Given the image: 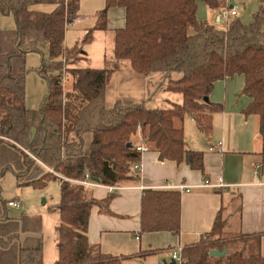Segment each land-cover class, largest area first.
<instances>
[{"label": "trees", "instance_id": "16d2710c", "mask_svg": "<svg viewBox=\"0 0 264 264\" xmlns=\"http://www.w3.org/2000/svg\"><path fill=\"white\" fill-rule=\"evenodd\" d=\"M200 1L218 13L226 0ZM38 4L56 8L51 13L31 10ZM78 4L79 0H0V15L15 21L14 29L0 30V179L11 173L18 187L35 189L58 182L59 202L51 208L58 216L54 264H119L87 239L92 208L110 214L114 195L97 200L74 181L88 173L102 186L137 182L140 173L133 166L140 163V145L161 161L186 164L204 175L203 152L186 148L181 123L188 116L209 137L213 115L223 110L209 96L216 82L234 76L244 77L242 94L250 98L241 113L257 116L262 133L264 0H258L249 22L237 15L223 29L197 19V0H105L81 41L91 43L95 31L107 29L108 10L124 9L125 25L113 32V60L101 69L74 67L82 53L65 46L67 28L79 17ZM29 54L40 56L35 71L47 85L33 110L25 106ZM125 62L141 76L164 74L163 91L180 95L181 102L166 109L146 108L136 100L109 106L107 84ZM173 73L180 77L172 79ZM32 129L36 132L30 143ZM235 197L240 200V195ZM180 202L179 191L144 190L139 233L179 235ZM7 207L0 190V264H43L41 219L10 218ZM227 223L221 209L211 231L182 248V264H264L261 236L234 234ZM223 249V257H210L212 250Z\"/></svg>", "mask_w": 264, "mask_h": 264}, {"label": "crops", "instance_id": "0c3cea01", "mask_svg": "<svg viewBox=\"0 0 264 264\" xmlns=\"http://www.w3.org/2000/svg\"><path fill=\"white\" fill-rule=\"evenodd\" d=\"M104 7L105 0H79V17L68 26L65 33L64 43L67 48H77L84 31L94 25L95 16ZM55 8L51 4H38L32 6L31 10L51 13ZM217 14L204 4L198 5L197 1V19L214 25ZM124 25V9L112 8L107 12V29L97 32L104 34V37L108 35L113 41L114 30ZM14 28L12 16L0 15V30ZM70 29L75 31L70 33ZM94 42L96 37L88 43L89 46ZM94 53L91 47L87 54L82 55L89 57ZM106 61V58H101L100 64L104 67ZM243 87L244 77L234 76L216 82L209 96L211 102L222 104L223 110L213 115L212 133L206 138L202 135L205 144L196 150L203 152L204 175L191 170L186 164L161 161L157 153L147 151L141 154L140 178L137 182L119 186L113 192L102 185L90 190L92 197L97 200L114 195L108 206L110 214L99 212L97 207L90 212L87 231L90 245L97 247L101 254L117 259L119 264H170V250L196 244L204 238L211 231L215 217L222 209L228 219L227 228L230 232L243 236H261L260 253L264 257V126L260 133L259 118L245 117L241 113L250 103V98L242 94ZM219 142V151L210 152L209 148H217ZM255 172L258 174L255 175ZM204 178L211 183L221 178L227 187L218 190L220 193L201 188L199 185ZM179 186L193 188L188 193L179 192V235L168 232L140 234L142 192L178 191ZM236 195H240L239 201Z\"/></svg>", "mask_w": 264, "mask_h": 264}, {"label": "rangeland", "instance_id": "374dc122", "mask_svg": "<svg viewBox=\"0 0 264 264\" xmlns=\"http://www.w3.org/2000/svg\"><path fill=\"white\" fill-rule=\"evenodd\" d=\"M197 1L198 5L203 4L200 0ZM233 2L239 7L237 17L245 23L251 20L252 14H254L258 8L257 0H233ZM228 21L215 22L214 25L219 29H223ZM69 31L73 33L75 30L70 29ZM86 32L85 30L83 35H85ZM93 36L96 37V42L91 46H89V44H83L81 41L77 44V50L82 54H87L92 47L95 53L90 54L89 57H93V59L90 60L89 57L80 54L76 57L77 61L74 67L100 69L103 67L100 64L101 58H106L107 61L113 60V41H111V37L108 38V35L104 37V34H100L97 31L94 32ZM39 64L40 56L38 54H31L27 58L26 66L29 72L25 79V106L26 108L28 107V109L37 108L47 92L46 82L41 79L35 71ZM163 75L162 73H156L150 76L138 75L133 72L128 63L125 62L123 63V68H120V70L115 72L110 78L107 84L105 100L109 106L117 101L129 100L133 102L136 100L138 103H143L146 108H170L173 103L181 102V96L163 91ZM179 77L180 74L178 73H173L171 76L174 80ZM68 85L69 82L65 80L63 82L64 89H66ZM181 124L184 129L186 148L190 150L202 148L205 144L204 138L206 137L197 130L190 117L185 116ZM202 135L204 138H202ZM134 139L135 143L138 144L140 141L139 135ZM0 190L2 198L6 202L16 200L20 204L19 208L7 207V215L10 218L26 215L37 216L41 219L43 264H54L57 259L55 226L58 222V216L51 212V208L59 202L60 191L58 182L51 181L41 189L18 187L14 176L11 173H6L0 179Z\"/></svg>", "mask_w": 264, "mask_h": 264}, {"label": "built area", "instance_id": "2783aa9c", "mask_svg": "<svg viewBox=\"0 0 264 264\" xmlns=\"http://www.w3.org/2000/svg\"><path fill=\"white\" fill-rule=\"evenodd\" d=\"M238 5L233 2V0H226L225 1V7L221 8L216 16V22H221V21H228L229 19H232L233 17H236L238 15ZM221 147V143H217V148L212 147L209 148V151H219ZM136 150L139 151L141 154L147 152L146 148L143 146H137ZM133 169L136 172L140 173V164L137 163L133 166ZM258 172H255V175H257ZM75 183L81 185L85 190H91L97 186H101L99 183H96L95 181L91 180L88 173L84 174V178L80 181H74ZM109 192H113L115 190H118V187H111V186H105ZM201 188H208L212 190L216 189H222L227 187V185L224 184L223 180L219 178L216 183H211L209 180L206 178L203 179L201 184L199 185ZM192 187L188 186H179L177 190L181 192H190L192 190ZM8 207L12 208H19L20 204L16 200H11L7 202ZM181 251L182 247L178 246L170 250V256L171 260L175 262V264H182V257H181Z\"/></svg>", "mask_w": 264, "mask_h": 264}, {"label": "water", "instance_id": "95a60500", "mask_svg": "<svg viewBox=\"0 0 264 264\" xmlns=\"http://www.w3.org/2000/svg\"><path fill=\"white\" fill-rule=\"evenodd\" d=\"M35 129L31 130V138H30V143L33 141L34 136H35ZM97 183V181H95ZM226 253V250L223 249L222 251H217V250H212L209 255L210 257H223ZM170 264H175L173 260L170 261Z\"/></svg>", "mask_w": 264, "mask_h": 264}]
</instances>
